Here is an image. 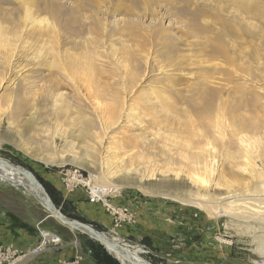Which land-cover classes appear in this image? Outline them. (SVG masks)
<instances>
[{
    "label": "rangeland",
    "instance_id": "1",
    "mask_svg": "<svg viewBox=\"0 0 264 264\" xmlns=\"http://www.w3.org/2000/svg\"><path fill=\"white\" fill-rule=\"evenodd\" d=\"M260 1L262 2L261 4ZM27 2L24 5L21 0H0V28L3 29L4 36L9 38L13 47H15L9 63L6 61L8 47H3L0 42V158L30 171L44 187L55 208L66 218L82 219L76 217L77 214L74 212L73 206L66 199L72 193H83L87 201L101 210L104 217L111 223L106 224L97 216L92 218L84 216L86 220L82 219V222L91 224L93 228L101 230L108 235L120 237V239L133 246L141 247L143 251L141 255L151 264H264V231H257L259 232L258 234L263 235L262 238L260 236V238L252 239L255 233L245 232L246 230L242 226H236L237 223L230 222L233 220L228 216H224V214L218 217L217 220L211 221V218L203 212V209H199L192 204L182 203L176 198H165L161 195L165 188L159 187L160 183L168 184L169 187L173 183L181 184L180 188L190 198H194V195L191 194L198 191V186L196 187V185L192 184L190 179L183 173H180L177 177L170 171L165 174L160 173V171L166 170L170 166L175 168L179 161H182L173 157L180 147V145L177 146L179 139H174V137L182 139L186 135L183 133V127L179 126L181 122L185 121L182 109L186 106L184 103H176L175 107L177 108L179 119H177L176 114L172 113L175 117H171L167 121L163 116V112L160 111L158 112L160 121L156 122L151 120L153 115L157 113L155 110L159 107L154 109L143 107L146 96L151 99L152 92H160L166 85L172 83L174 89L185 92L186 83L184 82L189 84L196 82V80L200 81L201 74L197 73L200 71L196 68L198 66L195 65L196 63H192V65L190 62L193 59V62L197 58L200 59L201 54L204 56L202 58L210 60L207 66V69L209 65L212 68L210 71L215 66L213 63H219L218 68L222 66L220 68L222 72L213 74L215 77V79L213 78L214 81H220L223 84H227V86H232L235 82L236 85H241V88L248 87L249 89L246 88L248 91L242 88L245 94H242L244 99L256 98L262 93L260 96L262 98H259L264 101V91H262L264 90V77H262L264 75V0H27ZM25 6L30 7L31 12L35 13L34 16L43 18L44 22L47 20L53 28L55 26L54 29L67 47H70L74 40L79 43L80 49L84 46L86 47V45L87 47H93L92 49L96 54V76L101 78H99L100 82L105 81L113 85H106L109 86L107 92L111 94H115L116 90H121L122 92L119 97H123L124 108L117 123L106 131L102 142L86 141L99 150L96 154V160H94L95 162L97 161L96 164H91L92 157L83 156L86 150L85 142L76 138V132L70 134L68 125L58 128L63 130L66 127L67 142L62 136H54L53 139H48V134L55 130L57 123L54 114H52L54 111L51 108V99L43 100L40 104L31 108L33 99L44 97L41 95L46 92L49 71L46 67H38L36 65L38 60L35 56L38 55L37 50L40 47V43L35 44L34 41L31 42V39L25 38L26 33L30 31V29L28 30L29 27L27 30L25 29L29 22L25 18ZM234 18L235 21H233ZM241 19L243 20L241 21ZM224 21H228V24ZM222 23H226L227 26ZM229 24L236 29L230 28ZM259 27L260 29H258ZM221 28L222 30H220ZM219 30L222 32H218ZM236 30L243 36L234 35L237 34ZM256 31L258 32L255 33ZM216 34L225 35L226 37ZM226 34L232 38L227 37ZM221 37H223V40L225 39L223 43L227 45H223L225 46L223 48L229 50L225 54L226 57L232 60L231 64L234 61L232 68L229 67L230 63L225 59V55L218 53L219 50L217 48L220 49L221 47L216 45L220 46L222 44ZM1 39L3 38L0 35ZM248 41L251 42V45ZM230 45L235 48V52ZM240 50H242L241 53ZM217 54L219 58L214 62V59L218 57ZM197 55L198 57L195 58ZM243 55L249 56L247 58ZM254 55L257 56L255 57ZM254 57V60L251 59ZM40 58L44 59L43 57ZM238 58H240L239 61ZM245 59L247 60L245 61ZM235 61L237 64H235ZM216 66L215 69H217ZM39 68L41 70L38 73L37 70ZM229 71H232V74ZM40 72L42 75L39 76ZM194 72L197 74L194 75ZM253 73L254 75H252ZM257 73L258 75L256 76L255 74ZM52 75L59 77L60 79H58L61 82L60 89L56 91L58 94L57 99L67 100L73 104L78 89L57 72ZM179 77L183 80L182 83L178 82L179 79L177 78ZM227 79H229L230 84H228ZM21 86L23 90L18 91V87L21 88ZM24 87L26 88L24 89ZM101 87L98 85L96 98L100 104L97 105V101L94 100L92 106L90 104L87 105V116L95 119L94 123L96 125L95 131L92 130L91 132H98L100 129L99 119H96L95 116L100 112V108L105 109L114 101V95H107L108 93H106L107 100H105ZM114 87H116L115 90L111 89ZM129 87L131 90L128 89ZM125 89L130 93L127 92L128 94L126 95ZM182 89L185 90L183 91ZM82 93L85 92L82 91ZM86 101L89 103L88 100ZM244 101L246 102V100ZM244 101L243 103H245ZM261 101H252V108L255 111L249 110L247 112L250 106H244L247 110H239V113L246 118L255 115L256 119L254 121L258 125L254 126V130L257 129V135L259 136L264 135V102L262 104ZM19 102L24 105L22 110L17 108ZM257 103L259 104L258 106ZM59 105L60 102L57 101L56 106L58 107ZM156 106L158 105L156 104ZM38 107L42 108L40 113H42V117H45L44 122L39 123V120H37L31 131L28 132L29 139L15 137L17 131L24 132L26 120L33 113L35 116L37 115L34 109ZM124 110H126V115L125 113L123 114ZM153 112L155 113L153 114ZM75 114L71 113L70 118ZM257 116H260L261 119ZM258 119L260 121L257 122ZM61 121L59 120L58 122ZM72 130L75 131L74 128ZM69 141L73 143L74 150L64 155L79 157L80 154L98 172L105 169V165L102 162L106 160L107 156L111 158L112 155L115 156L114 160L122 162L125 166L131 164L137 166V171H126L132 178L140 176L141 171L145 167L154 165L159 172H155L154 176L142 178L141 181L145 183V186L155 191L156 194L144 193L133 186L123 187L116 192L93 198L83 184L84 179L88 178L89 180V169L80 167L73 162H67L62 165L46 164L32 157L47 154V151L40 148L42 143L48 145L47 143L49 142L51 149L60 152ZM259 145L264 149V136ZM167 151L168 153H166ZM137 155L140 157H136ZM221 159L222 157L214 173L216 180L221 171L224 173L225 178H229L227 172L231 167V159ZM238 161L243 162V159H238ZM261 161L260 158L259 161L257 159L256 165H259L257 169L264 171V168H262L264 163ZM245 176L248 178L246 174ZM225 191L226 188L224 186L214 185L213 183L209 186V193H221L223 194L222 197H224L227 196ZM234 194L238 198L251 199L253 198L251 196L264 198L259 196L260 193L254 194L249 191H238ZM235 197L229 200L235 199ZM229 200H222L217 204L221 202L223 204ZM17 201L30 205L31 209L37 213L47 215L49 222L44 224L46 227L50 226L53 229L50 231L55 232L54 229L61 227L65 232L71 235L74 234L75 237L72 240V244L74 246L77 245V250L84 256L80 264H88L89 262L90 264H96L93 257L105 258V255L108 257L105 259L108 264H120L98 241L57 221L40 205L36 198L27 193L25 194L21 187L12 186L3 181H0L1 239L5 237L7 230L15 231L16 228L29 227L31 225L29 222L24 223L19 216L15 208ZM188 210L193 211L187 212ZM228 223L230 225L225 226ZM217 225H220V228L222 227L220 231ZM5 246L14 248L10 244H5ZM18 251L26 254L25 258L18 264H23L26 259L33 258L31 260L33 261L35 258V256L27 254L31 251L30 249ZM73 256L70 259H58L57 262L58 264H67L73 260ZM27 261L30 264L29 260Z\"/></svg>",
    "mask_w": 264,
    "mask_h": 264
},
{
    "label": "bare ground",
    "instance_id": "2",
    "mask_svg": "<svg viewBox=\"0 0 264 264\" xmlns=\"http://www.w3.org/2000/svg\"><path fill=\"white\" fill-rule=\"evenodd\" d=\"M21 1L24 5H26V3H28L27 0H21ZM261 3L262 2L260 1V4ZM240 5H242V4H240ZM25 8H26L25 18H26V20L29 21L27 23L28 26H26L25 29L27 30L28 27H29L28 30L30 29V31H28L26 33L25 38L31 39V42L34 41L35 44L40 43V45H39L40 47H38V44H37V47L39 49L37 50L38 55L35 56V58L38 60V62L36 61L37 62L36 65L38 67H46V68H48V71H49V75L47 76L48 77V81H47L48 85H46V92L44 95H41L44 97H42L43 99L40 97L33 99V104H32L31 108H34L35 106L40 104L43 100L51 99V101H52L51 108H52V111H54L52 114H54V117H55L57 123L55 126V130L53 129L54 131L48 134L49 135L48 139L51 140L54 138V136H62V137H64L65 142H67L66 138H68V135H66V130H67L66 127L63 130H60L58 128H61L64 125H68L69 133L74 134L76 132L77 133L76 138L81 139L83 142H85L86 150L84 151L83 156L92 157L93 160L90 161L91 164H94V163L96 164L97 161L95 162L94 160H96V154L99 150L97 148H95L93 145L88 144L86 141L91 140L93 142H97V141L102 142L106 131L117 123V120L119 119L121 112L124 108L123 97H119V96H121L120 93H122V92H121V90H116L115 94H111V93L107 92L108 91L107 89L109 86H106V85H110L109 82H105V81L100 82L101 78L99 77L100 78L99 79L96 76V68H97L95 65V62H96L95 61L96 60L95 55L96 54H95V51L92 49L93 47L89 46L90 47L89 48L85 44L86 47L81 46L82 49H80L79 43H76L75 40L73 41L74 43H72L70 47H67L65 45L66 43L63 44V42H62L63 40L61 41V39L59 37L60 35L54 29L55 26L53 28L52 26H50V23L47 20H46V22H44L43 18H38V17L34 16L35 13L31 12L29 6H25ZM225 8H227V7H225ZM256 8H258V7H256ZM197 11H199V10H197ZM224 11H226V10H224ZM240 15H241V13H240ZM212 16H214V15H212ZM238 18H240V17H238ZM204 20H206V19H204ZM242 20L243 19H241V21ZM233 21H235V18ZM224 22H226V21H224ZM226 23L225 24L222 23V24L227 26L228 23L227 24ZM191 25H192V23H191ZM229 26H230V24H229ZM230 28H234V27L230 26ZM201 29H203V28H201ZM234 29H236V28H234ZM234 29H233V31H235ZM258 29H260V27ZM220 30H222V28ZM220 30L218 32H220ZM236 32H237V34H234V35L239 36L240 33H238V30H236ZM257 32L258 31H256L255 33H257ZM259 32H261V31H259ZM204 33H206V32H204ZM233 33H235V32H233ZM241 33H243V32H241ZM0 35H1V38H3L0 40V42L3 44V47H5V46L8 47V49H7L8 55H7L6 61L10 63V58L13 54L15 47H13V44L10 41V39L4 36L2 28H0ZM216 35H218V34H216ZM234 35H232V36L235 37ZM218 36L226 37L225 35H220V34ZM228 36L229 35H227V37ZM230 38H232V37H230ZM27 39H26V41H27ZM220 39L222 42L220 41ZM220 39H219V41L222 43L221 44L222 46L221 45L220 46L216 45V46L221 47V48L220 49L217 47H215V48H217L219 50L218 53H220V54L222 53L224 56L227 53L228 49L223 48V47H225L223 45H226L223 43V41L225 39L223 40V37H221ZM23 40H24V38H23ZM241 40H243V39H241ZM213 41H215V40H213ZM244 42H245V40H244ZM248 42H250V41H248ZM253 43H255V42H253ZM25 44H26V42H25ZM231 45H230V47H231ZM250 45H251V42H250ZM239 47H240V45H239ZM231 48H233V47H231ZM231 48H229V49L232 50ZM234 49L235 48H233V51H234ZM202 51H204V50H202ZM238 51H237V53H239ZM241 51L242 50H240V53H241ZM257 51H258V49H257ZM259 53H260V51H259ZM235 55H239V54H235ZM241 55L242 54H240L239 56H241ZM217 56H218V54H217ZM232 56H234V55H232ZM248 56L245 55L244 57L248 58ZM254 56L256 57L257 55H254ZM40 57H43L44 59H41ZM197 57H198V55L195 58H197ZM200 57H201L200 59L199 58L195 59V62H193L194 59L192 62H190V64L196 63L195 65L198 66V67H196V66H194V67H196L200 71V72H197V73L201 74L200 81L196 80V82H192L189 84H187V82H184V83H186L185 84L186 90L184 89L185 92H181L179 90L174 89L173 85L171 83L170 85H166L164 88H162V90L160 92H156V93L152 92L151 93V95H152L151 99L148 98V96H146L145 100H144L145 103L143 104V107L146 109L147 108L154 109L155 107H159L158 109L155 110L157 113L153 112V114L155 113L154 115L152 114L153 119L150 118V119H152L151 121H154V122L159 120V118H158L159 113L158 112H160V111L163 112V116L167 121H169L168 120L169 118L171 119V117H175V115H173L172 113L176 114L177 119H179L180 117H179L177 108L175 107L176 103H182V104L184 103L186 106L184 109H182V114L185 116L184 117L185 121L181 122L179 125L180 127H183V129H184L183 133H185L186 135L183 136V138L181 137L182 139L174 137V139H177V140L179 139L178 141L177 140L176 141H177V146L180 145V147L178 148L179 150H177V152H175L176 154H174L176 157L173 154H171V155H173L174 159L177 158V159H181L182 161H179L178 164L176 163L177 165L175 168L171 167V166L168 168L166 167L167 169L160 171V173L165 174V173L170 171V172H173L175 177H177L180 173L181 174L183 173L186 175V177L188 179H190L192 184L196 185V187L198 186V188H197L198 191L197 192L195 191L196 194L194 192H193V194H191V195H194V198H192V197L190 198V197L186 196L187 194L184 193L183 189L180 188L182 186L181 184L173 183V185H171L169 187L168 184L160 183L159 187L165 188L164 190L166 191V193H164L165 192L164 191L161 195L164 196L165 198L166 197L176 198L177 200H179L182 203L192 204V205H195L199 209L200 208L203 209V212H205V214H207L208 217L211 218V221L217 220L218 217H221L224 214V216H228L230 219L233 220L230 222L237 223L236 226L237 225H239L240 227L242 226V228H244L246 230L245 232L255 233V235L252 236V239L258 238V237L260 238V236L262 238L263 235L258 234L259 232H257V231H259V230H262V232L264 231V198H255L256 196H251V197H253L251 199L245 198V197L238 198L237 196L235 197V194H234L235 192H238V191L239 192L249 191V192H252L254 194L260 193L259 196L264 197V171L257 169V167L259 165L258 166L256 165V161H257V159L259 161V158L262 160L261 162L264 163V149L261 148L259 145V142L261 141V139H263L264 135L259 136V135H257V133H258L257 129L254 130L255 129L254 126L258 125L254 121L256 119V117H254L255 115L253 117L249 116L248 118H246L241 113H239L240 109L247 110V108H245L244 106H246V107L250 106L249 109L247 110V112L249 110L255 111L252 108V106H253L252 101H254V102L261 101L260 98H262V97H260V96L262 95V93H261V95L256 96V98H252V99H248V98L246 99L245 98L244 99V97L242 96V94H244L243 93L244 91L242 88H245V90L248 91L246 89L248 87H242L241 88V85H236L235 82L232 84V86H227V84H223L220 81H218V82L214 81L213 78L215 79V77L213 74L222 72V70H220V68H222V66H220V68H218L219 63L218 64L213 63L215 66L217 65L216 66L217 69H215V66H214L213 70L210 71V69H212V68H210V65L208 68L209 70L207 69V66H208L210 60L202 58V57H204L202 54ZM209 57H210V55H209ZM255 57L251 58V59L254 60ZM261 57H263V56H261ZM46 58H47V60H46ZM218 58H219V56L217 57V59H214V62H216L218 60ZM220 58H221V56H220ZM240 58H238V61ZM257 58L259 59V57H257ZM225 59L229 63L232 62V60L228 59L226 57V55H225ZM221 60H222V58H221ZM234 60H237V59H234ZM246 60L247 59H245V61ZM211 61H213V60H211ZM221 63H222V61H221ZM224 63H225V61H224ZM233 63H234V61H233ZM233 63L232 64L230 63L231 66L229 64V67L232 68ZM235 64H237L236 61H235ZM34 65H35V63H34ZM227 66H228V64H227ZM235 67H236V65H235ZM242 68H244V67L242 66ZM238 69L240 71L239 65H238ZM40 70H41V68H39L37 70L38 73ZM230 70H233V69H230ZM33 71H35V70H33ZM250 71H253V70H250ZM250 71H248V72L250 73ZM54 72H57L58 74H60V76H63V78L69 80L78 89L77 90L78 92L75 95V102L73 104L67 100H62L60 98L57 99L58 94L56 93V91H58V89H60L61 82L59 80L60 79L59 77H58L59 78L58 79L57 77H54L52 75V74H54ZM229 72L231 73L232 71H229ZM197 73L194 72V75ZM233 74H234V72H233ZM40 75H42L41 72H40L39 76ZM252 75H254V73ZM255 75L257 76L258 73ZM47 77H45V78H47ZM222 77H223V75H222ZM262 77H264V75ZM177 79H179L178 80L179 83L183 82V80L180 77ZM225 79H226V77H225ZM228 80L229 79H227V81ZM230 81H231V79H230ZM236 83H238V82H236ZM242 83H244V82H242ZM122 84H124V83H122ZM228 84H230L229 81H228ZM98 85H100V87L106 86V87H101V90L103 89L102 91L105 93V94L103 93L105 100H107L106 99V93H108L107 95H110V96L114 95L113 96L114 101L111 104H109L105 109L100 108L101 109L100 112L97 111L98 113L95 116H96V119H99L100 123H98V124H100L99 128L101 130L99 129L98 132H91L92 130H94L96 128V125L94 123L95 119H91L87 116V113H88V111H87L88 106L87 105L90 104L92 106L94 100L97 101L96 98H97V94H98ZM110 86H113V85H110ZM244 86H246V85L244 84ZM25 88L26 87H24V89ZM115 88L116 87L111 88V89L115 90ZM128 89H130V87ZM260 89L262 90V88H260ZM21 90H23V87L22 86H21V88L18 87V91H21ZM80 90L84 91L85 93H82V91H80ZM118 91H119V94H118ZM125 91H126V89H125ZM249 91H252V90H249ZM258 91H256V92H258ZM262 91H264V90H262ZM127 92L130 93L129 91H126V95L128 94ZM251 94H253V93H251ZM257 94H259V93H257ZM110 96H109V98H110ZM91 99H93V100H91ZM242 99L246 100V102L243 100L245 102V103H243ZM86 100H88L89 103H87ZM57 101L60 102V105L58 107L56 106ZM263 102L264 101L262 100L261 103L263 104ZM96 104L99 105L100 102L97 101ZM156 104L158 106H156ZM258 105L259 104L257 103V106ZM263 106H264V104H263ZM17 108L22 110L24 108L23 103L19 102L17 104ZM40 110H42L41 107L34 109V111L37 112V115L35 116L33 113L26 120V122L24 124V132L17 131L15 137H17L19 139L20 138L21 139H23V138L29 139L30 138L28 132L31 131V129L33 128L35 123H37V120H39V123L44 122V120H45L44 119L45 117H42V115H41L42 113H40ZM125 111L126 110H124L123 114L125 113ZM71 113H76V114L70 118ZM250 113L252 114V112H250ZM263 113H264V108H263ZM125 115H126V113H125ZM258 118L261 119L260 116ZM57 120L58 121L62 120V121L58 122ZM258 121H260V120L258 119L257 122ZM180 127H179V129H180ZM73 128L75 129V131L72 130ZM180 132L182 133L181 130H180ZM47 144L49 146L42 143L41 147H40V148L44 149L45 151H47V154H44L42 156L39 155V156H32V157H34L38 161H40L42 163H46V164L62 165V164H65L67 162H70V163L73 162V163H76L80 167L89 169L90 174H89L88 185H90L91 187L99 188V191L101 192L99 196H103V195H107V194L116 192L123 187H133V186L135 188L141 190L144 193L156 194L155 191L150 189V187L145 186V183L141 181L142 178H148L150 176H154L155 172H159V170H156L157 168L154 165H150L148 167H145L144 170L141 171V175L138 176L139 178L138 177L132 178L130 175H128V173L126 171H129V170L137 171L138 170L137 166L132 165V164L125 166L124 164H122V162L120 163V161L118 162L117 160H114L115 156L112 155L111 158H108V156H107V158H105L106 160L102 162L105 165V169H103L101 172H98L96 169H94V167H92L89 163L86 162V160L84 159V157H82V155L80 156V154H79V157L65 156L64 155V154H68L74 150V145L71 141H69V143H66L63 150H61L60 152H58L57 150L55 151V150L51 149V144L49 142ZM167 149H170V148H167ZM26 150H28V148H26ZM28 153H30V152H28ZM166 153H168V151ZM140 156L137 155L136 157H140ZM221 157H222L221 160H223V159L224 160H230L231 159V163H230L231 167H230L229 171L227 172V174L229 175V178H225L224 173L221 171L220 173L218 172L219 176L216 180L214 177V173L217 170L216 168L218 166V162H219ZM238 159H243V162L238 161ZM171 161H172V159H171ZM171 161L168 160V162L170 164H172ZM263 163H261V164H263ZM101 167L103 168V166H101ZM262 168H264V166ZM145 172H146V174H144ZM244 173L248 176V178L245 176ZM118 177H120V178L122 177L123 179L119 178V180H118ZM0 181L7 182L12 186L21 187L25 191V194L27 193L28 195H31L34 198H36L39 201L40 205L51 216H53V218H55L57 221H60L59 220V214H58L59 211L55 208V206L52 203L48 194H47L48 197H46L47 192L45 191L44 187L31 174L30 171L23 168L22 166L11 163L10 161H8L6 159L0 158ZM212 183L214 185L224 186L226 188L225 192H226L227 196L222 197L223 194H221V193H209V186ZM157 186H155V187H157ZM159 187H157V188H159ZM159 189H161V188H159ZM155 190H157V189H155ZM259 196H257V197H259ZM233 197H235V199L229 200ZM227 199L229 200L228 202H224L223 204L221 202V203L217 204L218 202H220L222 200H227ZM193 200H195L196 202ZM210 203H213V204H210ZM191 211H193V210H188L187 212H191ZM60 222L62 223V221H60ZM64 225L72 228L73 230L79 231L81 233H85L89 237L95 239L96 241H99L101 244L104 245L105 250L109 254H111L115 259H117L120 264H151L141 255V253H143L141 247L135 246V245L133 246L129 243H126L124 240L120 239V237L108 235L107 233H105L101 230H97L95 228H93L94 231H91L89 227L79 225L75 222L72 224H64ZM222 225H224V224H222ZM229 225H230V223H228L225 226H229ZM217 228L220 231V229L222 227L220 228V225H217ZM95 231L97 233H95ZM243 234H245V233H243ZM263 234H264V232H263ZM52 237H54V236L53 235L48 236L49 239H52ZM255 240H257V239H255ZM225 243H227V242H225ZM255 244H257V243L255 242ZM23 258H25V257H23ZM23 258H19V259H17V261L20 262ZM26 260H24V261H26Z\"/></svg>",
    "mask_w": 264,
    "mask_h": 264
},
{
    "label": "crops",
    "instance_id": "3",
    "mask_svg": "<svg viewBox=\"0 0 264 264\" xmlns=\"http://www.w3.org/2000/svg\"><path fill=\"white\" fill-rule=\"evenodd\" d=\"M66 200L73 206V210L77 214L76 217L86 220L84 219V216H89L91 218L93 216H97L106 224H109L110 221L104 217L102 211L92 206L91 203L87 201L83 193H72ZM16 203L17 204L15 208L18 211L19 216L23 219L24 223L29 222L31 225L29 227L16 228L15 231L11 229L7 230L5 237L2 239L0 238V244H10L18 250H31L36 246L38 241L36 227L39 226L47 230H51L52 228L50 226L46 227L44 224L49 222L47 215L33 211L30 205L26 203H20L19 201ZM54 231L62 238V244L56 247H48L36 255L33 261H31L33 258L27 259L29 260L30 264H58V259H70L74 255L75 246L72 244V240L74 239L75 235L65 232L61 227L54 229ZM27 260L23 264H28ZM88 264H90V262Z\"/></svg>",
    "mask_w": 264,
    "mask_h": 264
},
{
    "label": "built area",
    "instance_id": "4",
    "mask_svg": "<svg viewBox=\"0 0 264 264\" xmlns=\"http://www.w3.org/2000/svg\"><path fill=\"white\" fill-rule=\"evenodd\" d=\"M88 179L83 180L84 186L87 188L88 193L91 197L96 198L100 197V191L97 187H91L88 185ZM37 229V236L38 241L36 243V246L31 249L27 254L30 256H36L48 247H56L62 244V238L56 234L55 232H52L47 229H43L41 227H36ZM53 235L52 239H49L48 236ZM77 245H75V253L73 256V260L68 262L67 264H80L83 259V254L77 250ZM26 254L22 253L21 251H18V249H14L11 246H0V264H18L19 261L17 259L25 257Z\"/></svg>",
    "mask_w": 264,
    "mask_h": 264
},
{
    "label": "water",
    "instance_id": "5",
    "mask_svg": "<svg viewBox=\"0 0 264 264\" xmlns=\"http://www.w3.org/2000/svg\"><path fill=\"white\" fill-rule=\"evenodd\" d=\"M46 197H48L47 196V193H46ZM59 211V210H58ZM61 212L59 211L58 212V214H59V220L60 221H62V224H72V223H77V224H79V225H82V226H87V227H89L90 228V230L91 231H94V229H93V227L91 226V225H89V224H86V223H83V222H80V221H78V220H76V219H70V218H66V217H64L63 215H62V213L60 214ZM49 215V214H48ZM50 216V215H49ZM95 233H97L96 231H95ZM99 242V241H98ZM100 243V242H99ZM101 244V243H100ZM101 245H103V244H101ZM103 247H104V245H103ZM105 248V247H104Z\"/></svg>",
    "mask_w": 264,
    "mask_h": 264
},
{
    "label": "trees",
    "instance_id": "6",
    "mask_svg": "<svg viewBox=\"0 0 264 264\" xmlns=\"http://www.w3.org/2000/svg\"><path fill=\"white\" fill-rule=\"evenodd\" d=\"M69 218V217H68ZM70 219H76V220H78V221H80V222H82L83 220L82 219H78V218H73V217H70ZM83 223H85V222H83ZM105 258H101V257H96V256H94L93 257V259H94V261L96 262V264H108L107 262H106V258H108L106 255L104 256Z\"/></svg>",
    "mask_w": 264,
    "mask_h": 264
}]
</instances>
